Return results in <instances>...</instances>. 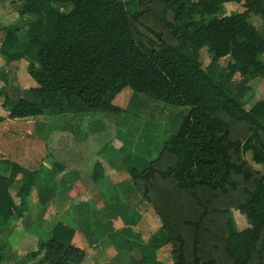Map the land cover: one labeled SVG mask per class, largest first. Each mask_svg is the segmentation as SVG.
Wrapping results in <instances>:
<instances>
[{
  "label": "trees",
  "instance_id": "16d2710c",
  "mask_svg": "<svg viewBox=\"0 0 264 264\" xmlns=\"http://www.w3.org/2000/svg\"><path fill=\"white\" fill-rule=\"evenodd\" d=\"M16 1L18 13L33 19L23 40L15 26H0V54L27 62L36 86L26 90L36 98L7 106L0 87L6 118L62 109L119 113L113 99L125 87L188 106L154 158L118 163L160 221L150 243L169 245L170 264H264V97L249 108L243 102L249 80L264 79V31L249 19L264 16V0ZM229 2L242 11L227 14ZM203 47L212 54L208 69L198 58ZM8 164L10 175L0 174V264L40 181L38 169ZM95 169L103 174L99 164ZM16 177L20 185L12 193ZM233 208L247 226H237ZM74 234L54 219L20 264H80L84 249L73 243Z\"/></svg>",
  "mask_w": 264,
  "mask_h": 264
},
{
  "label": "rangeland",
  "instance_id": "374dc122",
  "mask_svg": "<svg viewBox=\"0 0 264 264\" xmlns=\"http://www.w3.org/2000/svg\"><path fill=\"white\" fill-rule=\"evenodd\" d=\"M225 11L239 12L242 6L229 2ZM32 19L30 14L18 13L16 0H0V26H15L20 39L27 38L24 29ZM249 19L264 31V16L252 14ZM3 37L1 31L0 40ZM198 58L202 67L208 69L212 60L209 49L201 48ZM228 59L221 58L219 66H225ZM240 79L238 74L232 78L235 82ZM248 85L243 96L246 108L264 97V79H250ZM31 86H36V82L27 72V62L0 54V87L8 95L6 105L11 106L18 97L35 99L26 90ZM113 103L122 111L62 109L49 115L6 118L8 111L0 97V115L4 117L0 121V174L10 175L8 161L21 160L22 166L38 169L40 176L22 228L14 235L16 245L6 252L1 264H20L23 254L34 248L36 239L48 236L54 219L74 228L73 242L84 249L80 264L173 261L169 245L159 249L151 245L152 238L160 234V221L135 191L130 174L118 163L128 156L135 158L136 163L154 158L164 142L177 132L189 107L154 100L129 87L122 89ZM246 158L250 161L249 155ZM97 164L102 167L101 175L95 169ZM19 185L16 177L10 191L14 193ZM231 214L239 228L248 225L235 208Z\"/></svg>",
  "mask_w": 264,
  "mask_h": 264
},
{
  "label": "crops",
  "instance_id": "0c3cea01",
  "mask_svg": "<svg viewBox=\"0 0 264 264\" xmlns=\"http://www.w3.org/2000/svg\"><path fill=\"white\" fill-rule=\"evenodd\" d=\"M18 159V158H17ZM19 160V159H18ZM8 161V160H7ZM17 163H19V164H21V160H20V162H17ZM8 173H10V171L8 172ZM4 175H6V174H4ZM22 228V227H21ZM20 230V229H19ZM18 231V230H17ZM16 231V232H17ZM16 232H14L12 235H11V237H10V241H11V244L13 245V247L16 245V244H14L13 242H14V239H15V237H14V235H16ZM74 243V242H73Z\"/></svg>",
  "mask_w": 264,
  "mask_h": 264
}]
</instances>
